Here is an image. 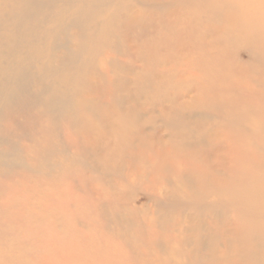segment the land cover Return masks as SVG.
<instances>
[{
	"label": "bare ground",
	"instance_id": "6f19581e",
	"mask_svg": "<svg viewBox=\"0 0 264 264\" xmlns=\"http://www.w3.org/2000/svg\"><path fill=\"white\" fill-rule=\"evenodd\" d=\"M0 162L60 264H264V0H0Z\"/></svg>",
	"mask_w": 264,
	"mask_h": 264
},
{
	"label": "rangeland",
	"instance_id": "374dc122",
	"mask_svg": "<svg viewBox=\"0 0 264 264\" xmlns=\"http://www.w3.org/2000/svg\"><path fill=\"white\" fill-rule=\"evenodd\" d=\"M243 59H246L243 56ZM169 84H167V87ZM36 113L43 112L41 107H38L35 111ZM40 127V125H38ZM49 127V124H42L40 127V138L45 139L47 141L58 142L59 139L56 138L55 140L52 137V133H50L46 128ZM164 133V132H163ZM61 160V155L54 153L50 157V162H58ZM33 161V159H32ZM2 169H6L2 168ZM1 169V162H0V171ZM50 177V188H52L53 182L56 180L57 169H46L44 173ZM28 177L27 181L34 185L37 183L38 175L33 172H27ZM22 183V181H18V184ZM47 186V185H46ZM49 188V186H48ZM20 191L22 189L19 188ZM48 190V189H47ZM23 193L25 196H17L11 202L19 206L20 202L25 203V210L23 211V221L24 226L21 229L20 225H23V222H18L15 224H6L2 225L0 223V264H34L35 259L33 257L36 256L43 261H55L56 264H60L58 252L55 253L54 247H58L60 249V245L64 244L66 241H69V238L62 239L61 241L57 242L55 239V231L58 234L66 232V228L60 229V224L58 225V229L55 228L53 225L55 218H54V210L48 211L44 216H40L39 212H41L39 200H38V187L36 185L31 186V188L26 189ZM141 201H146V199L142 198ZM35 209V212L33 210ZM9 207L7 210L0 211V219L1 217L5 218L8 216ZM38 210V212H36ZM42 213V212H41ZM28 217V218H25ZM47 225L48 231L47 232H40L39 226L40 225ZM31 228V230H30ZM40 247H38V246ZM61 250V249H60ZM47 258V259H46Z\"/></svg>",
	"mask_w": 264,
	"mask_h": 264
}]
</instances>
